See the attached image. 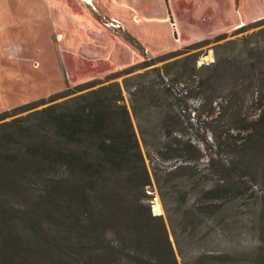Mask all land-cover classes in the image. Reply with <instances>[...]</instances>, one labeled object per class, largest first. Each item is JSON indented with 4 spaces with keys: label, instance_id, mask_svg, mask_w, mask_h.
Returning <instances> with one entry per match:
<instances>
[{
    "label": "trees",
    "instance_id": "obj_1",
    "mask_svg": "<svg viewBox=\"0 0 264 264\" xmlns=\"http://www.w3.org/2000/svg\"><path fill=\"white\" fill-rule=\"evenodd\" d=\"M126 38L143 50L137 39L131 35ZM263 60L260 67L256 61L249 73L246 69L248 88H253L249 94L258 102V114L246 121L247 126L242 128L245 135L241 140L235 137L232 145L219 139L214 146L206 136L199 142L186 139L181 134V103L187 101L177 97L164 80L161 82L165 86L154 81L129 90L130 95L138 93L147 100L149 114H158L153 120L156 124L143 123L141 111L132 100L139 136L128 107L120 103L121 92L109 96L105 93L109 87L7 121L35 109L38 103L0 113V264H180L163 216L154 215L150 207L145 214L139 204L138 194L151 185V176L166 202L173 198L170 187L176 188L179 183H195L201 196L197 205L190 204L188 197L183 201L172 199L175 208L167 209L182 264H210L214 260L235 264L237 250L233 245L220 250L213 224L199 220L198 214L212 218L225 212L251 189L247 177L250 167L243 154L247 146L263 137ZM181 61L172 62V69L182 65ZM170 65L157 68V76L161 77V69L163 77L170 76ZM192 67L190 73L195 74V62ZM175 81H180L179 75ZM198 84L194 97L210 98L215 79L207 77ZM240 109L235 108L233 118ZM231 151L241 158L231 157ZM174 160L180 163L169 167L167 164ZM202 160L220 176L222 184L196 180L198 172L189 163ZM206 246L208 249L202 252L200 248ZM263 247H258L260 254H264ZM185 250L193 257L188 259ZM247 264H264V255Z\"/></svg>",
    "mask_w": 264,
    "mask_h": 264
},
{
    "label": "rangeland",
    "instance_id": "obj_2",
    "mask_svg": "<svg viewBox=\"0 0 264 264\" xmlns=\"http://www.w3.org/2000/svg\"><path fill=\"white\" fill-rule=\"evenodd\" d=\"M90 2L92 6L89 7L79 0H0V113L27 103H38L35 109L9 117L5 121L91 90L109 87L105 90L109 96H116L118 91L121 92L123 99L120 103L128 107L138 133L137 122L132 113V100L141 111L143 123L152 121L153 125L156 124L153 120H157L158 114H149L145 107L147 100L138 93L130 95L129 90L134 91L142 84L154 81L164 85L161 82L164 80L167 86L173 87V93L177 97L180 95L184 102L187 101L181 103L184 108L181 114L184 131L181 134L186 139L199 142L206 136L213 145L219 139L227 145H232L235 137L242 139L245 135L242 128L247 126L246 121L254 119L258 114V102L249 94L253 88H248L250 79L246 69L248 68L249 73L256 61L260 67L264 59V17L255 20L249 18L258 12H264V0H241L238 7L231 0H201L199 12L194 17L196 23L193 35L208 32L214 35L188 50L185 48L188 43L178 42L177 34L174 37L173 28L177 21L173 20L172 14L170 19L174 26L170 25L171 30L161 22L132 27L136 34L147 41L145 42L149 46H146L123 25L122 28H115L120 23L106 18L98 11L97 3L94 0ZM168 4L172 11L170 3ZM101 5L98 6L102 10L108 8L106 4ZM183 5L184 3L173 5L176 10L174 17H182L180 9ZM187 5L189 9L195 8L190 3ZM119 9L124 16L128 12L123 6ZM166 15L164 8L161 18L167 17ZM91 16L96 21L98 30ZM243 18L249 19L244 21L246 27L237 30L235 25L240 24ZM94 30L97 36L93 34ZM220 31L226 32L218 33ZM222 34L225 35L216 38ZM126 35L137 39L143 50L129 42ZM173 51L177 53L162 60L154 59ZM258 57L260 58L256 59ZM175 60H182V65L172 69L174 66L170 64ZM194 62L196 72L191 74ZM164 65H170L172 73L163 77L164 71L161 69V78L157 76L156 69ZM183 70L188 72L182 74ZM176 75L180 77L179 82L175 81ZM207 77L215 79L210 98L194 97L197 96L198 83ZM114 84L116 86H112ZM160 84L157 87L160 88ZM237 86L238 93L234 90ZM237 106L241 109L237 118H233ZM140 143L145 153L141 140ZM233 152L231 151V157L241 158ZM243 155L250 167L247 177L251 189L234 200L231 208L228 207L225 212L212 218L198 214L199 220L213 224V231L220 241V250L226 245H233L234 250H237L233 255L235 264H247L251 259L264 255L259 253L261 250L258 251L259 246H264V132L262 138L250 148L246 147ZM178 163L180 162L174 160L167 165L172 167ZM189 166L198 172L196 180L203 178L208 181V185L214 186L223 183L205 160L199 163L192 161ZM195 187V183H179L176 186L178 193L175 187H170L169 191L172 199L183 201L188 197L190 204L195 202L197 205L201 203V196L197 194ZM138 199L145 214L150 207L154 215L163 216L178 261L182 264L167 216V209H174L175 202L172 199L167 202L162 199L153 176L151 185L146 187L145 192L138 194ZM156 201L160 203L161 213L155 209ZM183 237L188 242L187 235ZM207 249V246L200 248L202 252ZM185 253L188 259L193 257L189 250H185ZM213 262L216 260L210 264H222Z\"/></svg>",
    "mask_w": 264,
    "mask_h": 264
},
{
    "label": "crops",
    "instance_id": "obj_3",
    "mask_svg": "<svg viewBox=\"0 0 264 264\" xmlns=\"http://www.w3.org/2000/svg\"><path fill=\"white\" fill-rule=\"evenodd\" d=\"M90 1L91 0H88V1L79 0V2L83 4L87 3L89 7L92 6V3ZM94 1L97 3L96 6L98 8V11L102 15L106 16V18L108 17V18L114 19L115 21L120 23L119 26H115V28H122V25H123L132 33V35L138 38V40L143 41L146 44V46H149L146 43L147 41L144 40L142 36L136 34L132 30V27L141 26L144 23L145 24H148V23L149 24L150 23L160 24L161 22V23H164V25L167 24L169 30H171L170 25L172 26L175 25V28H173L174 37H176V34H177L178 39L176 40L178 42H182V41L186 42L188 43V45L204 40L214 35V34H211L210 32L204 35H197V36L193 35V31L195 30L194 24L196 23V20L194 19V17L196 16V13L199 12V8L201 7L199 3L201 2V0H176V2H174V0H94ZM231 1H232V4L236 3L237 7L241 3L240 2L241 0H231ZM102 3L107 5L108 8L106 10H102V8L98 6L99 4L101 5ZM168 3H170L172 11H170ZM179 3L181 4L184 3V5L180 9V14L182 17L177 18V17H174V15L176 14V10H174L173 5H178ZM188 3L192 4L193 7L195 8L189 9L188 8L189 6L187 5ZM122 6L128 10L125 16L122 14L123 11L119 9ZM163 7L165 8V11L167 14L166 15L167 17L165 18H161V13L163 12V9H164ZM171 14H172L173 20L177 21L176 24L174 23V25L172 24V21L170 19ZM263 17H264V12H258L249 19L255 20V19H261ZM91 18H92V21L96 25V21L94 20V18L92 16ZM202 18H204V16H202ZM249 19L243 18L241 20L242 22L238 25H235V27L239 28L245 25L244 21L249 20ZM96 29L98 30L97 25H96ZM95 30L93 34L97 36V34L95 33ZM222 32H226V31H220L218 33H222Z\"/></svg>",
    "mask_w": 264,
    "mask_h": 264
},
{
    "label": "bare ground",
    "instance_id": "obj_4",
    "mask_svg": "<svg viewBox=\"0 0 264 264\" xmlns=\"http://www.w3.org/2000/svg\"><path fill=\"white\" fill-rule=\"evenodd\" d=\"M156 211L158 212V213H161L162 212V209H161V206H160V203L158 202V201H156Z\"/></svg>",
    "mask_w": 264,
    "mask_h": 264
}]
</instances>
